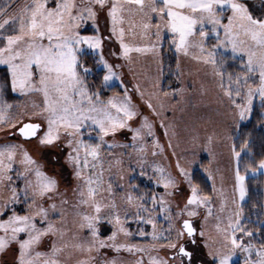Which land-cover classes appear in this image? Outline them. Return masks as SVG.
<instances>
[{"label":"snow or ice","instance_id":"obj_1","mask_svg":"<svg viewBox=\"0 0 264 264\" xmlns=\"http://www.w3.org/2000/svg\"><path fill=\"white\" fill-rule=\"evenodd\" d=\"M129 37L147 43L135 46L126 42ZM116 41L121 51L111 55L131 64V53L151 54L158 75L165 41L176 57L177 77L184 75L181 60L210 68L233 105L236 128L250 117L254 99L264 106V0H0V133L11 138L0 144V255L14 251V264H264V239H257L264 222L250 230L235 196V209L221 203L214 210V197L202 194L178 161L175 176L161 166L153 169L163 193L139 194L132 175L123 182L126 155L135 176L147 175L144 142L155 133L154 122L132 104L126 89L123 100H104L88 83L94 71L88 57L106 70L101 90L120 79L115 68L121 65L103 55L105 44ZM234 64L239 71L229 72ZM9 95L24 102L15 119L19 106ZM125 130L133 143L116 141ZM28 144L60 149L74 186L61 190ZM154 147L160 151L153 156L163 152L158 142ZM247 148V141L240 151L233 146L237 161ZM258 170H264V160L253 171ZM184 183L190 194L181 202ZM235 187L243 202L247 191L239 167ZM158 217L166 227L157 228ZM130 223L150 225L152 232L138 227L134 234ZM102 225L110 232H102ZM133 235H150V246L129 243ZM122 253L134 259L126 261Z\"/></svg>","mask_w":264,"mask_h":264},{"label":"rangeland","instance_id":"obj_2","mask_svg":"<svg viewBox=\"0 0 264 264\" xmlns=\"http://www.w3.org/2000/svg\"><path fill=\"white\" fill-rule=\"evenodd\" d=\"M153 22L155 23V21ZM100 26L101 31H103V16L101 17ZM88 29L89 31L86 34H93V29L91 27ZM126 42L135 46H143L147 43V41L141 40L139 37L136 39L129 37ZM166 48H168L167 41L164 43L162 56ZM120 51L118 41L106 43L103 48L105 59L110 64H119L121 67L115 68L120 79H113L105 86V89L116 87L120 92L112 93L102 99L107 100L110 97H115L117 100H123L126 89L128 95L131 97L132 104L137 106L139 111L145 116H149L154 122L155 133L154 137H147L144 142L145 154L143 159L146 161L144 167L147 175L143 178L135 176V173H132L128 168L130 157L126 155L123 165L125 173V181L123 182L126 183L127 177L132 175L135 176V180H132V183L140 186L139 194L144 192L163 193V188L157 187L155 184L153 169L156 166H161L175 176L178 161L191 175L193 172L200 171L207 185L205 184L203 186V183L198 179H194L192 175L193 183L199 186L202 194L212 195L214 197V210H218L221 203H225L226 209L228 210L235 209L236 205L232 203L234 196L237 198L236 202L242 205L247 195L243 202L238 200L239 193L235 187V172L239 166V161H237L232 151V139L236 136V124L238 121L234 116L233 105L219 88L217 80L211 76L210 68H205L191 61L181 60L180 64L184 75L176 78L175 83H172L175 86L171 85L172 87L168 90H163L162 74L158 75V66L151 54L131 53L132 62L128 64L123 58L118 59L116 56L110 54L111 52L119 53ZM86 62L90 68L94 69L91 76L97 78L100 76L102 84V78L106 74V70L94 65L91 57H88ZM238 71L239 69L233 72ZM90 82L92 83V80ZM136 86L139 87V91L136 90ZM173 91L175 95H171ZM141 93H143V99L141 98ZM165 93H169V95H165ZM7 99L10 103L19 106L12 112V116L15 119L23 111L24 102L13 95H9ZM145 101H150L160 115L156 116L152 109L147 107ZM260 104L261 102L258 98L254 99L253 108ZM113 113L115 114V110H113ZM248 119L244 122L248 121ZM161 123H163V127ZM133 125L134 127L139 126L135 121H133ZM209 137L212 138L211 143L208 142ZM106 139L109 143H113L111 137ZM115 139L120 143H133L131 141V133L126 130L118 132ZM18 140V136L14 138V141ZM10 141V137L6 136L5 133H0V144H5ZM91 142L95 141L93 140ZM157 142L163 147V152L153 156V151H160L159 148L154 147V143ZM25 146L29 149L33 157L44 165L45 171L59 180L61 190L74 186L71 170L64 165L63 153L60 149L38 150L35 144ZM116 151L119 152L120 149ZM128 152L135 155L131 147L128 149ZM173 152H175V155H173ZM132 163L138 172L140 170L139 166L136 165L134 160ZM257 173L264 175V170L254 172V174ZM107 175L105 173L106 179ZM149 177H152L151 181ZM116 179H118V175ZM214 189L216 190L215 192L213 191ZM221 191L223 192L222 197L219 195ZM189 194L187 184H181V193L178 200L183 202ZM119 195H123V193H119ZM133 195H138V193H133ZM158 220V229L166 227V223L162 217H158ZM262 222H264V219ZM127 227L134 234L138 227H143L147 233L152 232L150 225L130 223ZM101 231L109 233L110 227L102 225ZM150 241V235L144 238L133 235L128 242L142 246H150ZM157 247H159V244ZM41 250L45 249L42 247ZM111 254L115 255L114 253ZM121 255L126 261L134 259L128 253H122ZM160 255H165V250L162 249ZM14 261V251L0 255V264H14ZM237 264H243V260L238 259Z\"/></svg>","mask_w":264,"mask_h":264},{"label":"trees","instance_id":"obj_3","mask_svg":"<svg viewBox=\"0 0 264 264\" xmlns=\"http://www.w3.org/2000/svg\"><path fill=\"white\" fill-rule=\"evenodd\" d=\"M89 31V29L87 30ZM161 64L162 72V86L163 90H168L172 83H175L177 75V60L169 47L166 48L162 56ZM239 69L235 64L228 68L229 72ZM101 74V73H100ZM93 76L89 77L88 83L93 87V90L101 91V98L111 95L112 93L120 92L118 88H106L101 90V78ZM92 80V83L90 82ZM108 89V90H107ZM264 111L263 106H254L251 117L248 121L240 124L237 128L236 136L232 139V144L235 146L236 151H240L243 147L244 141L248 142V148L241 152L239 158V171L240 174L245 176L247 187V198L242 203L244 223L253 231L257 229L259 224L264 219V175L261 173L254 174L255 169L261 160H264ZM18 139H20L18 137ZM193 178L200 180L203 186L207 183L200 171L193 172ZM135 177V176H134ZM135 180V179H133ZM207 185V184H206ZM258 239H264V235L258 236Z\"/></svg>","mask_w":264,"mask_h":264}]
</instances>
